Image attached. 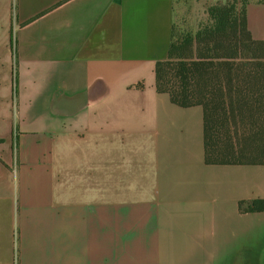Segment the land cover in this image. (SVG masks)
Here are the masks:
<instances>
[{"label":"crops","instance_id":"0c3cea01","mask_svg":"<svg viewBox=\"0 0 264 264\" xmlns=\"http://www.w3.org/2000/svg\"><path fill=\"white\" fill-rule=\"evenodd\" d=\"M175 12L0 0V264H264V164H207L203 107L157 91Z\"/></svg>","mask_w":264,"mask_h":264},{"label":"trees","instance_id":"16d2710c","mask_svg":"<svg viewBox=\"0 0 264 264\" xmlns=\"http://www.w3.org/2000/svg\"><path fill=\"white\" fill-rule=\"evenodd\" d=\"M250 1H216L195 31L174 22L167 59L155 65L158 93L203 107L207 164H264V41L247 27ZM248 209L264 211V201Z\"/></svg>","mask_w":264,"mask_h":264},{"label":"rangeland","instance_id":"374dc122","mask_svg":"<svg viewBox=\"0 0 264 264\" xmlns=\"http://www.w3.org/2000/svg\"><path fill=\"white\" fill-rule=\"evenodd\" d=\"M214 0H176L175 23L179 32L195 31L199 23L205 21V7Z\"/></svg>","mask_w":264,"mask_h":264}]
</instances>
